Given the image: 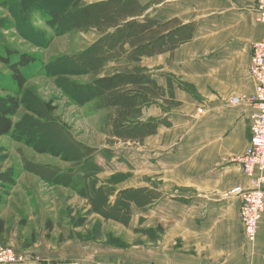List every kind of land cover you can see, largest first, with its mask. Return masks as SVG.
<instances>
[{"label":"crops","instance_id":"crops-1","mask_svg":"<svg viewBox=\"0 0 264 264\" xmlns=\"http://www.w3.org/2000/svg\"><path fill=\"white\" fill-rule=\"evenodd\" d=\"M254 3L122 0L117 22L102 28V35L117 42L107 43L98 77L139 71L149 81L133 91L125 118L107 97L82 102L79 109L89 107L83 116L97 133L83 142L92 151L80 161L70 153L63 160L68 167L50 168L72 175L71 187L84 183L90 203L94 185L131 189L128 213L117 218L129 221L128 231L135 226L161 231L141 247L94 242L84 259L68 264H264V213L255 241H247L240 197L230 193L248 186L237 158L248 145L253 107L229 101L254 91L251 45L264 40ZM106 126L109 132L115 126L116 133L98 131ZM77 176L84 177L78 182ZM109 195L113 203L115 195Z\"/></svg>","mask_w":264,"mask_h":264},{"label":"rangeland","instance_id":"rangeland-1","mask_svg":"<svg viewBox=\"0 0 264 264\" xmlns=\"http://www.w3.org/2000/svg\"><path fill=\"white\" fill-rule=\"evenodd\" d=\"M21 1L10 0L9 8L0 7V39L15 50L34 55L37 61L24 69L27 79L21 92L22 104L12 117V132L0 136V218L5 228L0 245L10 246L21 255L20 264H68L71 258L84 259L94 242L127 248L156 241L159 227L135 226L128 231L129 221L94 209L85 198L84 183L71 187L64 178L54 181L40 172L42 167H68L69 162L60 156L63 151L75 148L73 141L79 148L97 136L83 116L89 107L79 109L83 104L75 90L100 73L85 71L75 60L76 54L105 41V30L98 27L106 22L76 29H68L62 22L51 29L45 24L43 10L33 11L30 18L20 14ZM52 1L62 6V2ZM110 2L78 0L76 6L85 9L102 3L106 7ZM90 20L96 18L86 23ZM70 55L74 58H67ZM9 74L0 63V96L7 94L6 86H11ZM129 123L126 126H132ZM108 130L106 126L98 131L111 136L117 131L115 126ZM112 189L110 195L116 199L127 190Z\"/></svg>","mask_w":264,"mask_h":264},{"label":"trees","instance_id":"trees-1","mask_svg":"<svg viewBox=\"0 0 264 264\" xmlns=\"http://www.w3.org/2000/svg\"><path fill=\"white\" fill-rule=\"evenodd\" d=\"M58 1L62 2V6L55 5L52 0L21 1L20 14L28 15V18H30L33 11L43 10L44 15H47L44 19L45 24L51 29L58 28L62 22L66 24L68 29H76L82 26L87 27V25H99L101 22H106L107 24L116 23L118 18V9H122V0H112V2H110L106 7H103L102 3H98L85 9H79V7L76 6L78 0ZM9 6L10 0H0V7L9 8ZM82 18L85 19L84 23L80 22L82 21ZM92 18H96V20H90V22L86 23L87 19L89 21V19ZM106 23L102 27L101 24L99 27L97 26L98 29L101 30L105 27ZM128 23L132 24L133 21H128ZM140 31L143 34L147 33L148 30L145 25H141ZM126 33H128V31H126ZM113 34H116V31H114ZM120 35L119 42H122L125 38L122 34ZM1 37L2 34L0 33V38ZM103 37H106L105 41L101 40L102 42L91 45L90 48L86 49L85 53L81 55L76 54L75 61L78 60L79 64H81L79 66L85 69V71H94V73L97 72L102 65V59L107 53V43L111 42V40L114 44L117 42L116 39L110 37V35L108 36L105 34L102 35V38ZM3 42L4 41L0 39V63H2L10 73L7 79L11 86H6L7 88H4V91H6L7 94L0 96V136L7 135L12 132V117L16 115L22 104L21 92L23 91L22 88L27 79L24 74V69L37 61V58L34 55L15 50ZM141 47H143V45H141ZM67 58L73 59L74 56L70 55L67 56ZM148 81L149 79L147 75L143 72L116 73L112 76L97 77L94 81L86 84H78V90H75V93L79 95L81 102L94 98L103 101V99H106L107 97L109 104L119 105L120 111L118 114L120 117L125 118L131 113L133 91L142 90L144 83H147ZM106 90L116 91L112 92L109 96H106L104 94ZM46 107H48V104H46ZM119 126H122V124H119ZM72 144H74L75 148L70 151H63L60 155L63 160L71 159L70 153H74L73 157L80 161L81 158L85 157L92 151L91 148L86 145L77 148L78 142L76 141H73ZM49 152L56 154V151L54 150H50ZM93 167L95 168L96 166ZM81 168L83 169L85 167L82 166ZM43 175H48L50 180L54 181L64 178L67 180L68 184H70L69 180L72 177V175L68 174V172L55 174L52 168H50L48 172L45 171ZM83 177L84 176H77L76 180L79 182V180ZM102 189L105 191L102 192ZM112 190V187L92 188L89 192V198L94 206V209L99 210L102 214L109 217H111L109 212H111L112 215L115 213L116 217H118V215H125L128 213V201L133 198L132 190H122L119 193L120 196H116L117 199L115 198L114 202L111 203L108 201V195L113 192ZM142 195L143 194L140 196ZM137 197H139V195H137ZM4 231V221L0 218V235H2Z\"/></svg>","mask_w":264,"mask_h":264},{"label":"built area","instance_id":"built-area-1","mask_svg":"<svg viewBox=\"0 0 264 264\" xmlns=\"http://www.w3.org/2000/svg\"><path fill=\"white\" fill-rule=\"evenodd\" d=\"M254 4L257 19L264 23V0H255ZM248 72L255 82L253 93L250 96H234L229 101L231 104L243 101L253 107L248 145L244 154L237 158L248 186H236L230 193L240 197L239 218L243 232L247 241L254 242L264 213V40L251 45ZM202 111L199 109V112ZM21 262L22 256L13 248L0 245V264Z\"/></svg>","mask_w":264,"mask_h":264}]
</instances>
